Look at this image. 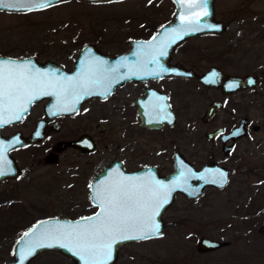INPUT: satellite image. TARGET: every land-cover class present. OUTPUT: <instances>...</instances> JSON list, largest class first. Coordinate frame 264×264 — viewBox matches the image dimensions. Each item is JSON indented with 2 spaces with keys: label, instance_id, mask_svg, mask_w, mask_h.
<instances>
[{
  "label": "flooded vegetation",
  "instance_id": "obj_1",
  "mask_svg": "<svg viewBox=\"0 0 264 264\" xmlns=\"http://www.w3.org/2000/svg\"><path fill=\"white\" fill-rule=\"evenodd\" d=\"M218 2L219 0H213L212 16L220 23L222 30L195 34L182 40L176 44L169 59V62L180 63L196 73L212 69L216 75L214 79H209L207 84L202 83L196 77L178 74L141 80L129 79L114 86L105 98L92 97L82 101L72 113L47 116L43 112V103L46 99H42L32 102L29 110L22 115L21 119L0 126L2 136L17 134L24 139L35 129L36 123L41 122V136H38L37 140L24 141L9 152L17 166V175L13 178H3L0 181L15 180L33 171L36 165L43 169L48 168L57 163L66 149H73L81 155L91 156L106 152V158L100 161L87 160L83 164H78L80 175L85 173L87 179L85 180L86 191L83 192L82 197L84 201H81L83 208L77 215H59L43 206L0 207V264L12 259L13 245L33 224L50 217L70 219L85 217L100 209L97 199L90 198V184L103 170L106 171L101 180L104 189L121 181L146 185L148 180H153L152 173L154 172L157 175L169 174L172 171L175 157H182L194 169L205 164H213L224 167L228 174L224 185L221 187L207 185L194 198H187L181 192L176 191L172 201L161 213L163 221L161 232L151 238L130 239L119 244L115 258L109 264H146V258L142 253L129 252L126 247L161 239L165 228L162 216L178 195L187 200H194L200 198L208 188L221 190L229 183L233 170L241 165L243 142L245 145L253 140L257 142L258 138L254 135L264 127V119L259 120L264 117V0H248L249 6L238 10L245 17V22L233 47L221 42L223 37L226 38L229 19H227L228 16L220 15ZM136 35L129 36L122 42H125L124 48L108 51V53L113 54L126 50L131 38L148 37V35ZM207 35L215 37L216 40L204 42V47L196 44L190 45L193 50L200 48L206 50L204 54H200L201 58L206 60L204 65L180 55L181 44L184 41H194L195 38L201 36L207 40ZM91 43L106 52L98 46L97 40ZM224 73L249 74L254 82L243 88H222L221 85L225 80ZM93 102H107L106 112L100 113L102 116L100 120L86 123L80 117L73 124L65 123V120L77 114L84 104ZM137 105L142 111H138ZM156 107L159 109L164 107L165 111L156 114L147 111ZM258 109L260 110L257 113ZM142 112L149 116L155 115V119L149 121L143 119ZM93 113L91 109L90 115ZM163 114L166 117L161 119ZM62 131L64 134L60 135ZM98 135H106V142L100 145ZM75 139L79 141L74 145L66 144ZM59 142L65 144L56 148ZM28 148H39L42 151L37 155L33 154L36 155L35 159L22 166L13 156V152ZM147 168H150L152 173L148 172ZM96 192L97 190L92 192L95 197ZM44 230L45 224L37 228L32 238L27 241H31ZM26 264L75 263L63 250L47 246L35 250Z\"/></svg>",
  "mask_w": 264,
  "mask_h": 264
},
{
  "label": "rangeland",
  "instance_id": "obj_2",
  "mask_svg": "<svg viewBox=\"0 0 264 264\" xmlns=\"http://www.w3.org/2000/svg\"><path fill=\"white\" fill-rule=\"evenodd\" d=\"M247 1L219 0L220 15L229 19L226 38L221 40L223 44L233 47L238 39L245 22L238 10L248 7ZM172 10L171 0H59L32 11L0 10V53L33 55L38 60L48 58L69 68L85 42L97 40L106 52L124 48L125 42H122L127 37L153 33L170 18ZM214 40L211 35L207 40L202 36L194 41L186 40L181 44L180 55L204 65L206 60L200 54L206 50H193L190 45L204 47V42ZM106 106L107 102L86 103L65 123L73 124L80 117L86 123L100 120ZM254 136L259 142L253 140L247 145L243 142L241 165L232 169L230 181L223 189L208 188L194 200L178 195L162 216L165 228L161 239L133 244L126 249L142 253L146 264H264V233L256 230L264 219V127ZM98 137L100 145L106 142V135ZM41 151L20 149L13 156L25 166ZM104 158L105 151L91 156L66 149L57 163L48 168L36 165L33 171L15 180L0 181V207L43 206L59 215H77L83 208L81 201H84L87 179L85 173L80 175L78 164ZM201 235L230 242L199 253L194 243Z\"/></svg>",
  "mask_w": 264,
  "mask_h": 264
},
{
  "label": "water",
  "instance_id": "obj_3",
  "mask_svg": "<svg viewBox=\"0 0 264 264\" xmlns=\"http://www.w3.org/2000/svg\"><path fill=\"white\" fill-rule=\"evenodd\" d=\"M59 0H52V3L57 2ZM88 1H96V0H88ZM173 2V10L171 12L170 18L161 24L148 35L146 38H131L128 42V47L126 50L118 53H108L102 51L97 48V46L93 43H84L77 50L73 61L69 68L64 67L62 64L45 58L42 60H38L33 55H24V56H7L0 54V61H16V62H25L30 61L33 68L32 71L35 73L39 71L42 74H45V77L48 79L54 78H72L76 79L81 77L89 68L97 71L99 73H108L110 77H112V83L109 90V93L112 91L114 86L122 84L125 80L133 79V80H141L149 77H162L168 74H178L186 77H196L202 83H208L209 79H214L212 73V69H208L206 71L196 73L191 68L185 67L177 62H169L170 56L174 50L176 44L181 42L182 40L200 33L205 32H219L222 28L219 26L220 23L214 20L213 18V0H207V11L209 13L208 16H204L203 12L197 10V15L200 16L201 20V28L197 31H190L188 33L181 32L180 36H176V32H179L184 25H182L181 20L186 15V9L182 7V0H171ZM11 12H22L27 10L16 11L14 9H0ZM153 37H156L153 40ZM166 45L164 56L156 55L155 62L148 63L147 61L151 58L148 55H145L146 52H155L159 49L161 44ZM149 44H151V48H149ZM103 61V64H99L98 62ZM139 65H144L143 70L137 71V67ZM116 67V72H111L110 70ZM159 72V75H153L152 73ZM222 74V72H219ZM220 74V79L221 75ZM224 82L221 85L222 88L227 89H237L249 86V81H253V77L249 74L243 75H230L224 73ZM119 77V79H116ZM222 82V81H221ZM254 82V81H253ZM229 85H234V87H229ZM52 91V90H49ZM95 94L83 96L79 102L75 104V108L77 109L79 104L92 97L105 98L107 95L104 94V87L97 86L93 89ZM42 99H46L43 103V112L47 116H54L60 114H69L74 111H58V100H62V97H58L57 95H39L32 102L40 101ZM31 102V103H32ZM30 104L27 105V111L29 110ZM138 106V111H142ZM162 108V109H161ZM168 108V107H167ZM160 110V111H159ZM168 110V109H167ZM26 111V112H27ZM147 111L156 114L157 112L165 111L164 107L159 108H151ZM25 112H23L24 114ZM22 114V115H23ZM143 119L149 121L150 119H155L154 116H149L146 113L142 112ZM163 117H166L164 114ZM17 120L13 119L11 122H15ZM6 125V124H4ZM39 133V135H37ZM38 136H41V122L38 121L36 123L35 129L24 139H21L17 134H11L8 136H2L0 134V163L3 164L5 175L0 176V180L3 178H13L17 175V166L14 162L13 157L9 154L10 150L18 146L20 143L24 141H34L37 140ZM79 141L78 139L70 140L66 142V144H75ZM64 142H59L56 146L59 147ZM46 159L50 160L48 157ZM104 171V170H103ZM97 175V177L90 184V198L95 199V195H92L93 191L103 190V184L101 183L102 176L105 175L104 171ZM148 172L150 168H147ZM218 171H222L226 173L224 178L219 177ZM152 173V172H151ZM153 180L147 181L146 185L155 186L156 182L165 185L167 188L173 189L168 198V203H166L163 208L160 210V214L155 217L156 223L160 225L159 233L162 230L163 221L161 218V213L164 211L165 207L172 201L174 194L176 191L181 192L187 198H194L198 196L202 189L207 185H213L216 187H221L225 184L228 178L227 170L224 167L216 166L213 164H205L198 169H194L188 162H186L182 157H175L174 163L172 165V171L169 174L157 175L155 172L152 173ZM156 176V177H155ZM186 181V182H185ZM100 212L98 209L95 213L85 216V217H76L73 219L63 218V217H50L39 221L32 226H30L27 230H25L21 236L16 240L13 245V257L11 260L7 261L3 264H26L28 259L33 255V252L42 247H36L32 254L25 256L21 259V252L26 248V241L32 238V236L25 237L24 234L26 232L32 233L33 230L43 226L45 224L46 229H54L58 225L68 226L75 225L76 223H86L85 218L95 217L97 213ZM258 233H264V219L258 224L256 228ZM138 234V233H135ZM130 240V239H129ZM127 240H122L116 243L113 246L112 257L108 261V264L113 261L116 255L117 246ZM43 243L51 245L48 247H54L63 250L69 255L75 264H84V262L80 259L79 256L74 255L72 251L68 248L60 247L59 243L54 240H46ZM229 243L228 240L225 239H215L205 236H199L195 249L199 252H207L214 249H217L225 244ZM18 251V252H17ZM20 251V252H19Z\"/></svg>",
  "mask_w": 264,
  "mask_h": 264
},
{
  "label": "snow or ice",
  "instance_id": "obj_4",
  "mask_svg": "<svg viewBox=\"0 0 264 264\" xmlns=\"http://www.w3.org/2000/svg\"><path fill=\"white\" fill-rule=\"evenodd\" d=\"M51 3L52 0H0V9L32 11L48 7ZM182 7L186 9V15L181 20L184 27L176 32L177 37L181 32L200 30L201 20L197 10L202 11L204 16L209 15L207 0H182ZM151 47L149 44V48ZM165 49L166 45L162 43L157 51L146 52L145 55L151 57L147 62H155L156 55L164 56ZM98 63L103 64V61ZM32 68L30 61H0V126L13 119H21L23 112L27 111V105L39 95L55 94L62 97V100H58V111H76L75 104L83 96L95 94L93 89L101 85L107 95L112 83V77L108 73H99L91 68L76 79H48L39 71L33 73ZM143 68L144 65H139L137 71ZM110 71L114 73L117 68L113 67ZM152 74L159 75V72ZM212 75L214 77L216 73ZM249 83L253 81L250 80ZM3 175L5 171L0 163V176ZM218 175L224 178L226 173L218 171ZM172 190L159 182L155 186H149L123 181L109 185L103 191L97 190L96 199L100 212L95 217L85 218L86 223L58 225L54 229L39 232L31 241H26L27 246L21 252V259L32 254L36 247L51 246L43 241L54 240L60 247L68 248L79 256L84 264H108L113 246L119 241L147 239L159 234L160 225L156 223L155 217L168 203ZM35 231L34 229L33 232ZM24 236H32V233L26 232Z\"/></svg>",
  "mask_w": 264,
  "mask_h": 264
}]
</instances>
